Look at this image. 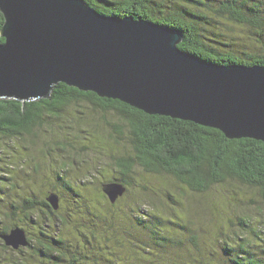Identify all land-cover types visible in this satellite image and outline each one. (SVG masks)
I'll return each mask as SVG.
<instances>
[{"label": "trees", "instance_id": "trees-1", "mask_svg": "<svg viewBox=\"0 0 264 264\" xmlns=\"http://www.w3.org/2000/svg\"><path fill=\"white\" fill-rule=\"evenodd\" d=\"M83 1L103 15L178 31V47L204 62L264 66V0ZM4 22L0 11V43ZM234 25L248 29L250 43L238 42ZM79 153L92 154L97 164L76 160ZM103 164L113 171L103 193L118 183L126 194L137 188L144 194L131 213H109L94 203L89 184ZM137 170L172 182L159 190L185 208L187 219L176 212L171 226L163 227L165 218L149 209L154 190L126 180ZM218 190L233 192L236 204L239 192L253 193V213L217 217L205 236L193 228L198 223L187 196L207 198ZM52 195L59 198L58 210L49 202ZM263 212L264 142L231 140L219 130L148 115L64 83L48 98L0 100V247L7 253L0 264H264ZM15 228L26 232L28 246H6L1 236Z\"/></svg>", "mask_w": 264, "mask_h": 264}, {"label": "water", "instance_id": "water-1", "mask_svg": "<svg viewBox=\"0 0 264 264\" xmlns=\"http://www.w3.org/2000/svg\"><path fill=\"white\" fill-rule=\"evenodd\" d=\"M0 11V100L48 98L64 83L231 140L264 142V66L204 62L178 47V31L103 15L83 0H0ZM104 192L114 204L126 188ZM49 202L58 210V196ZM1 238L15 250L28 246L21 228Z\"/></svg>", "mask_w": 264, "mask_h": 264}, {"label": "rangeland", "instance_id": "rangeland-1", "mask_svg": "<svg viewBox=\"0 0 264 264\" xmlns=\"http://www.w3.org/2000/svg\"><path fill=\"white\" fill-rule=\"evenodd\" d=\"M232 32H233V35L240 37L238 41L239 43L242 42V40L249 42L248 38L250 37V33L248 29L243 30L239 25H234V31ZM60 133L62 134V131H60ZM85 155L86 153L77 154L76 160L87 161L89 164L93 162L90 166L94 167L97 164L98 159L95 156H92V154L89 158H87ZM103 158H104L103 162L107 161L106 157H103ZM78 167L80 169L82 166L78 165ZM73 176H75V172H73ZM51 178L52 176L48 175L47 180L49 182L46 184V186H50L49 184L52 180ZM112 178H113L112 169L109 166L106 167V165L104 164L101 165L99 169V173H97L96 176L93 177L94 183L89 184V186L91 187V190L94 191L93 195H91L93 197L94 203H96V205L100 207V209H102L103 211H108L109 213H111L112 211L119 212L120 214H122L123 211H126L128 214L131 213L132 211L129 207L134 205V201L136 200H141V199L145 200L144 194H142V192L140 191L141 189L137 188L136 191L130 192L128 194L125 193L122 196V199L120 200L118 204H116L117 203L116 202L112 205L109 199L107 198L106 194L103 193L101 189L102 183L105 180H110ZM126 180L130 183V186H149L154 190V193L153 192L149 193V197L151 198L154 204V208L152 206L148 208L152 210L153 214H155L156 216H161L165 218L163 227L168 228L169 226H171L170 225L171 223H169L171 221L168 222V220L172 218V216H175L176 212H177V215H179L183 219H187L186 217L188 213L185 210V208H182V210L179 209L181 208L180 205H177L175 202L168 200L167 198H164V196L161 194V191L159 190L160 186L162 185L169 186L172 184V182L168 181L169 182L168 183L165 180L157 179V177H153L150 174L148 175L146 173H143L140 170H137V172L134 173L132 178H127ZM171 186H174V185H171ZM230 193H228L229 195L226 196V193H223V191L218 190V191L212 192L207 198H199L196 196L195 198L190 199V196H187V201L189 204L188 209L192 210L193 220L196 219L195 222L198 223V224H194L193 228L196 229L199 233L202 231L205 234V236H208L210 233L213 232L212 227H213V224L217 222V217L221 218V217H224L226 214L227 215L232 214L236 216V215H245V214L253 213L254 206L253 205L248 206L250 199L253 197L252 192H251L252 194L248 193L246 195L239 192V196L237 197L241 200L238 202V204H236L233 198L231 199V197H234L233 192H230ZM173 200L180 201V202L182 201L183 203L185 202V199L184 200L181 199V197L178 195H175L173 197ZM163 203H164V207H163ZM146 204L149 205V203H146ZM155 209H160V210L157 211ZM240 209H244V211H240ZM72 213H74V210L72 211ZM263 215H264V212H263ZM260 219L262 220L264 224V216ZM32 241H33V245H36L35 236H33ZM210 243L211 245L213 244L212 241ZM1 249L2 248L0 247V259L6 253V252H3ZM159 250L160 249H155V252ZM25 252L31 254L33 251L30 249H27L25 250ZM0 263H2L1 260H0Z\"/></svg>", "mask_w": 264, "mask_h": 264}]
</instances>
